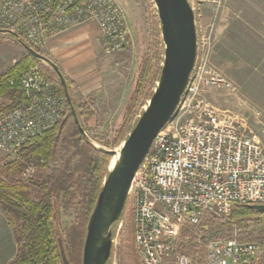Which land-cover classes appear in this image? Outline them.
<instances>
[{"label":"built area","instance_id":"2783aa9c","mask_svg":"<svg viewBox=\"0 0 264 264\" xmlns=\"http://www.w3.org/2000/svg\"><path fill=\"white\" fill-rule=\"evenodd\" d=\"M88 23L97 26L104 54L126 46L123 16L114 0H0V32L6 33L0 35L32 49ZM210 39L208 34L197 44L195 66L179 105L131 184L134 245L143 264H194L179 254L181 240H189L185 231L199 227L206 216L228 218L234 206L264 205L260 136L245 120L216 109L203 97L209 88H232L210 66ZM17 81L25 104L0 114V152L7 155L18 154L56 126L67 105L40 65L31 64ZM252 120L264 136V117L254 112ZM24 171L27 180L35 170ZM205 248L206 264H252L259 251L256 244L236 238L209 240Z\"/></svg>","mask_w":264,"mask_h":264},{"label":"rangeland","instance_id":"374dc122","mask_svg":"<svg viewBox=\"0 0 264 264\" xmlns=\"http://www.w3.org/2000/svg\"><path fill=\"white\" fill-rule=\"evenodd\" d=\"M114 1L123 16L127 44L123 50L106 55L100 43L97 55L100 89L92 96L94 115L88 122H83V118L78 121L85 129L88 140L96 148L119 153L123 141L145 110L157 85L163 61L164 45L153 0ZM188 2L195 17L197 44L201 46L206 36L210 35L212 42L210 66L232 86L230 90L209 88L203 93L204 100L216 109L228 111L233 116L245 120L249 128L260 136L264 147V136L260 127L252 124L254 112L264 117V0H188ZM42 49L34 50L47 57ZM25 53L26 50L18 44L16 39L8 35H0V74L22 59ZM146 57L153 58L154 75L140 92L139 97L132 104L130 115L126 117L136 89L140 64ZM41 66L54 74L49 64L41 63ZM73 99L77 105L90 104L87 98H81L75 94ZM5 104H9V102L5 101ZM122 125L123 133L119 145L112 148L109 143L114 140L116 132ZM20 153L7 155L0 152V167L18 161ZM68 154L69 151L62 148L58 160ZM27 168V166L22 168L20 175L15 178L26 181L22 174ZM132 205L130 195L127 197L118 223H115L111 228L112 249L107 264H131L124 256L123 249L125 247L124 238L129 231L128 227L130 230L133 229ZM76 214L75 209L59 212L60 231L64 234L69 233V230L74 226ZM230 216L220 219L227 220ZM5 220L0 209V254L4 256L3 263L6 264L9 259H12L15 247L12 231ZM240 228H244L240 230V233L236 231L231 236L217 238L205 236L201 225L187 230L184 235L188 236L189 240H181L179 254L189 256L194 264H206L205 244L207 241L236 238L240 242L256 244L259 251L252 264H264V244L259 241L240 240H245L247 232H263L264 220L252 218L249 222L237 226L238 230ZM67 247L73 264H81L83 245H80L79 248V244L71 243ZM139 264H143L141 259Z\"/></svg>","mask_w":264,"mask_h":264},{"label":"trees","instance_id":"16d2710c","mask_svg":"<svg viewBox=\"0 0 264 264\" xmlns=\"http://www.w3.org/2000/svg\"><path fill=\"white\" fill-rule=\"evenodd\" d=\"M16 41L22 47H31L24 41ZM31 64L40 65L44 76L57 84L63 94L55 73L42 68L41 61L26 51L22 59L0 74V114L25 104V97L17 80ZM153 75V58L146 57L141 61L136 89L126 117L130 115L132 104ZM9 80H14V83L10 85ZM67 87L77 119L83 118V122H88L94 115L92 96L87 98L89 105H77L68 85ZM5 101L9 104H5ZM80 127L83 133L79 131L70 107L66 105L56 126L33 139L21 150L18 161L0 167V209L16 245V254L8 264H62L59 242L69 264H73L67 245L79 244V248L83 245L86 226L108 175L112 156L107 150L96 148L85 137V129L81 125ZM122 133L123 125L116 132L114 140L109 143L110 147H118ZM62 148L69 151V154L58 160ZM25 166L33 167L34 174L26 181L16 179ZM72 209L77 212L75 223L69 233L64 234L58 226L59 212ZM252 218L264 220V215L254 214L247 206H234L229 219L208 216L201 223V229L205 236L210 238L228 237L233 232L240 233V230L246 227L238 230L237 226L249 222ZM128 229L124 238L123 254L131 264H139L140 257L134 245L133 229ZM245 235V240L240 239L241 241H259L264 244V231L247 232Z\"/></svg>","mask_w":264,"mask_h":264},{"label":"water","instance_id":"95a60500","mask_svg":"<svg viewBox=\"0 0 264 264\" xmlns=\"http://www.w3.org/2000/svg\"><path fill=\"white\" fill-rule=\"evenodd\" d=\"M164 45L163 61L157 85L135 126L123 141L118 159L106 176L89 217L82 248L81 264H107L112 249V226L120 219L129 196L134 175L148 154L156 135L172 119L185 92L197 55V32L193 9L188 0H153ZM4 33L5 32H0ZM35 59L49 64L62 88L79 131L66 80L47 58L23 45ZM112 157L114 151H107ZM264 215V205H249ZM60 245L62 264H69Z\"/></svg>","mask_w":264,"mask_h":264},{"label":"crops","instance_id":"0c3cea01","mask_svg":"<svg viewBox=\"0 0 264 264\" xmlns=\"http://www.w3.org/2000/svg\"><path fill=\"white\" fill-rule=\"evenodd\" d=\"M100 43L101 36L97 26L88 23L60 34L42 47L47 56L45 58L58 68L66 80L72 97L75 94L81 98H89L100 89L97 72ZM13 245V257L6 264L11 262L16 254L14 239ZM3 261L4 256L0 254V264H5Z\"/></svg>","mask_w":264,"mask_h":264},{"label":"bare ground","instance_id":"6f19581e","mask_svg":"<svg viewBox=\"0 0 264 264\" xmlns=\"http://www.w3.org/2000/svg\"><path fill=\"white\" fill-rule=\"evenodd\" d=\"M117 159H118V152H116L115 156L112 157V160H111L110 165H109L110 169L114 166V164L117 161Z\"/></svg>","mask_w":264,"mask_h":264}]
</instances>
